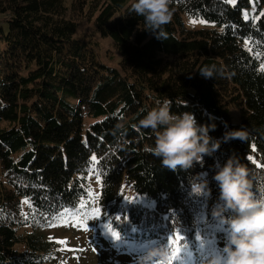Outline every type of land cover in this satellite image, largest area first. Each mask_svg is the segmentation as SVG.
I'll return each mask as SVG.
<instances>
[{
    "label": "trees",
    "instance_id": "obj_1",
    "mask_svg": "<svg viewBox=\"0 0 264 264\" xmlns=\"http://www.w3.org/2000/svg\"><path fill=\"white\" fill-rule=\"evenodd\" d=\"M81 1L0 0V264H47L53 248L41 232L87 197L88 178L113 223L160 241L179 230L192 247L203 218L216 245L223 230L204 211L219 194L217 163L237 157L253 198L264 200V0H170L162 40L144 31L132 0ZM79 3L111 40L117 67L77 36L67 13ZM186 20L204 23L189 29ZM165 100L215 125L209 135L221 140L187 172L163 168L147 151L154 133L139 127ZM234 129L243 140L225 142ZM196 174L206 175L209 197L190 192ZM124 185L154 205L123 203Z\"/></svg>",
    "mask_w": 264,
    "mask_h": 264
},
{
    "label": "clouds",
    "instance_id": "obj_2",
    "mask_svg": "<svg viewBox=\"0 0 264 264\" xmlns=\"http://www.w3.org/2000/svg\"><path fill=\"white\" fill-rule=\"evenodd\" d=\"M169 5L170 0H132L129 11L143 17L144 31L162 40L166 37L163 26L172 19ZM171 107V100L158 102L139 120V127L154 133V146L147 151L160 159L163 168L187 172L217 152L221 140L209 135L215 125L198 124L193 113H173ZM244 135L241 130H229L223 140H243ZM247 177V168L234 155L215 165L212 180L219 194L204 214L221 227L224 240L210 264H264V201L253 198ZM188 184L193 195L210 196L206 175H191ZM170 255L165 245L149 246L139 264H169Z\"/></svg>",
    "mask_w": 264,
    "mask_h": 264
},
{
    "label": "rangeland",
    "instance_id": "obj_3",
    "mask_svg": "<svg viewBox=\"0 0 264 264\" xmlns=\"http://www.w3.org/2000/svg\"><path fill=\"white\" fill-rule=\"evenodd\" d=\"M226 1L235 2V0ZM86 6L87 4L85 8H82L79 3L75 8H69L67 17L78 24L77 36L95 46L100 61L107 66L117 67L118 52L115 51L111 40L102 39L96 33L93 27L94 17L87 14ZM186 24L189 29H197L201 25L200 22L190 23L187 20ZM231 115L234 120L237 119L236 111L231 110ZM88 182L90 189L87 197L79 203L77 208L67 210L57 220V225L41 232L53 248L47 264H139V258L149 246H166L167 240L160 241L159 235L153 234L148 237L133 228L127 230L119 219L113 223L112 214L107 211L100 210L99 215H96L92 210L99 208V190L94 180L88 178ZM131 199H137L149 207L154 205L153 201H147L144 196H138L131 188L124 185L122 202L126 203ZM17 230L19 234H28L26 229L18 228ZM113 232L119 235L118 239L112 235ZM223 240L214 245L217 251L213 257L218 254V248L222 246ZM196 246L197 241L191 248L194 250ZM212 258L202 261L198 256L197 261L198 264H210ZM172 264H175V261Z\"/></svg>",
    "mask_w": 264,
    "mask_h": 264
},
{
    "label": "snow or ice",
    "instance_id": "obj_4",
    "mask_svg": "<svg viewBox=\"0 0 264 264\" xmlns=\"http://www.w3.org/2000/svg\"><path fill=\"white\" fill-rule=\"evenodd\" d=\"M247 19V15L245 16ZM196 21H190V23H195ZM204 23V21H200ZM261 71H264V65L261 66ZM95 159V158H94ZM248 159H251L250 157ZM264 201V200H261ZM96 215H99L100 209L95 208L92 210ZM203 224V233L196 235L195 239L197 241V246L193 250L188 244L187 240L177 231V234L173 237L169 235L167 238L166 246L170 250L169 264H172L175 261V264H198L197 257L200 259L207 260L213 257L214 253L217 251V247L214 246L213 239H211L212 233V224L207 220L202 218ZM112 235L115 239L119 238V235L116 232H113ZM184 241L181 246L180 242Z\"/></svg>",
    "mask_w": 264,
    "mask_h": 264
}]
</instances>
